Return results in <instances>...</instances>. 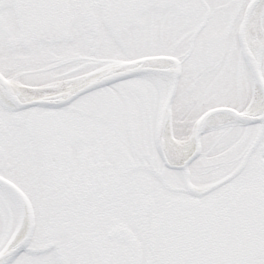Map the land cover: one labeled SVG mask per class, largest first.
I'll list each match as a JSON object with an SVG mask.
<instances>
[{
	"label": "snow or ice",
	"instance_id": "obj_1",
	"mask_svg": "<svg viewBox=\"0 0 264 264\" xmlns=\"http://www.w3.org/2000/svg\"><path fill=\"white\" fill-rule=\"evenodd\" d=\"M0 264H264V0H0Z\"/></svg>",
	"mask_w": 264,
	"mask_h": 264
}]
</instances>
